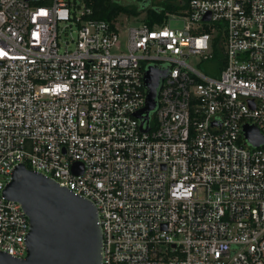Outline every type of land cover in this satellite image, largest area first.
Returning a JSON list of instances; mask_svg holds the SVG:
<instances>
[{"label":"built area","instance_id":"built-area-1","mask_svg":"<svg viewBox=\"0 0 264 264\" xmlns=\"http://www.w3.org/2000/svg\"><path fill=\"white\" fill-rule=\"evenodd\" d=\"M180 5L124 26L82 0H0V252L27 253L2 195L23 165L93 203L102 264H264V144L242 131L264 137V0ZM149 67L165 77L143 131Z\"/></svg>","mask_w":264,"mask_h":264},{"label":"water","instance_id":"water-1","mask_svg":"<svg viewBox=\"0 0 264 264\" xmlns=\"http://www.w3.org/2000/svg\"><path fill=\"white\" fill-rule=\"evenodd\" d=\"M163 77L165 72L155 67H149L145 72V107L136 114L142 129L149 113L155 109L159 82ZM242 131L252 147L264 144V137L255 127L246 124ZM2 195L21 205L28 219L29 232L26 256L15 259L0 252V264H102V234L91 201L74 195L23 165L13 170Z\"/></svg>","mask_w":264,"mask_h":264},{"label":"trees","instance_id":"trees-1","mask_svg":"<svg viewBox=\"0 0 264 264\" xmlns=\"http://www.w3.org/2000/svg\"><path fill=\"white\" fill-rule=\"evenodd\" d=\"M181 0H144L141 7H135L124 3L122 0H82L86 6L92 9V17L95 19L112 21L120 15L138 16L145 14V22L148 25L162 22L166 13H175L183 9ZM153 2H155L153 4ZM213 62L219 67L224 65L222 53L217 48L214 49Z\"/></svg>","mask_w":264,"mask_h":264},{"label":"rangeland","instance_id":"rangeland-1","mask_svg":"<svg viewBox=\"0 0 264 264\" xmlns=\"http://www.w3.org/2000/svg\"><path fill=\"white\" fill-rule=\"evenodd\" d=\"M124 3L133 5L135 7H141L143 3L141 1L144 0H122ZM155 2H153L154 4ZM144 17V14L140 13L138 16H127V15H120L119 18L121 19V22H123L124 26H137L140 25L142 19ZM184 26V22L180 19H171L169 21V27L171 29H182ZM120 45H124V37L120 40Z\"/></svg>","mask_w":264,"mask_h":264}]
</instances>
